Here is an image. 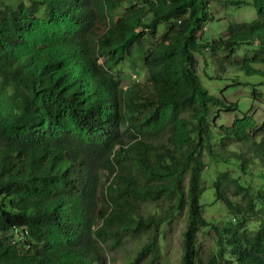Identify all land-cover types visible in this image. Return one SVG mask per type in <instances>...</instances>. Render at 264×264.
Instances as JSON below:
<instances>
[{
  "label": "trees",
  "instance_id": "16d2710c",
  "mask_svg": "<svg viewBox=\"0 0 264 264\" xmlns=\"http://www.w3.org/2000/svg\"><path fill=\"white\" fill-rule=\"evenodd\" d=\"M210 1L241 2L0 0V264H107L106 246L141 236L130 263L166 264L162 226L180 212L177 264H264V188L245 181L264 164V118L242 113L219 133L216 113L237 102L211 94L196 69V54L210 53L264 75V0L202 41ZM137 48L147 82L123 88L114 70ZM228 139L250 141V153ZM212 161L214 200L231 215L221 226L200 203Z\"/></svg>",
  "mask_w": 264,
  "mask_h": 264
},
{
  "label": "rangeland",
  "instance_id": "374dc122",
  "mask_svg": "<svg viewBox=\"0 0 264 264\" xmlns=\"http://www.w3.org/2000/svg\"><path fill=\"white\" fill-rule=\"evenodd\" d=\"M7 4L15 6L18 0H6ZM209 19L203 22L200 34H202V41H210L216 37H225L226 32V22L233 20L240 21L245 20L249 21L251 18L255 17L256 11L254 7L250 4V0H241V2H209ZM1 8V6H0ZM121 8H117L113 15L116 18L117 15L122 13ZM164 31V27H159L157 35L161 34ZM149 42H146L144 47L148 46ZM237 52V59L242 53L248 52L249 49L246 47H241ZM209 50V49H208ZM141 49L137 48L132 57L128 60H124L118 64L115 68V77L119 80L120 85L123 88L131 84L144 85L147 82L146 72L141 68L140 64V54ZM213 54V52L211 51ZM221 55L222 51L219 52ZM214 55V54H213ZM213 55L210 53L206 54H196L197 59V73L199 75L201 84L211 93L218 95L219 97L223 96L227 101L237 102V109L231 111L217 112L215 116L217 127L219 133L221 132L219 127L220 125L229 126L232 119L237 116L241 117L242 113L251 114L254 119L259 123L264 118V75H250L246 74L244 71L234 68L232 66L226 65L227 63L222 60L213 59ZM102 61V57L98 59ZM262 82L260 85L254 83ZM259 93V97L253 98L252 91L253 89ZM214 110V108H212ZM210 124L212 125V117L209 118ZM213 136H218L222 138L223 135L216 133ZM231 138V137H227ZM228 148L230 150H235L237 152L241 151L243 153L249 154V147L251 145L250 141L241 142L233 141L231 139L227 140ZM214 149L218 155V158H221L223 153L221 150L220 142L217 139L214 144ZM229 156V160H234V153H226ZM204 158L208 160V155L204 154ZM210 163V162H209ZM227 169H230L228 167ZM226 169V170H227ZM219 167L215 165L212 161L207 168L205 169V176L203 178V184L205 189L201 195L200 203L203 209V215L209 220H214L219 222L229 223L231 221V215L227 214L225 208L220 200H214L213 187L211 184L212 175L217 173ZM238 172L235 170L233 174ZM250 178L245 176V181L248 182L252 187L253 191L261 189V186L264 188V182L262 183V176L260 174L264 173V164H261L258 161H255V164L249 165ZM101 180L106 179V174H100ZM262 183V184H261ZM261 184V185H260ZM184 213H176L172 216L171 222L169 225L163 224V229L169 230V239H161V243L164 246V249L167 252L166 264H177V259L180 253V237L179 233L184 225ZM232 225V224H231ZM208 228H201L198 233L197 239L198 243L202 245L203 248L206 247V244L211 243V232L207 231ZM147 238L141 236L140 240L135 238H125V241L121 246L116 248L105 247V256L107 258V264H131L129 257H133L136 251L139 249L140 245Z\"/></svg>",
  "mask_w": 264,
  "mask_h": 264
},
{
  "label": "built area",
  "instance_id": "2783aa9c",
  "mask_svg": "<svg viewBox=\"0 0 264 264\" xmlns=\"http://www.w3.org/2000/svg\"><path fill=\"white\" fill-rule=\"evenodd\" d=\"M15 234H16V236H17L18 238H21V234H18L17 231H16V229H15Z\"/></svg>",
  "mask_w": 264,
  "mask_h": 264
}]
</instances>
